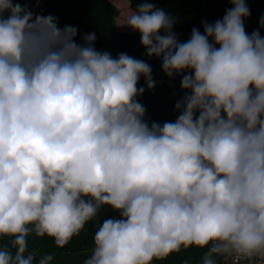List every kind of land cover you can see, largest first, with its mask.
I'll return each instance as SVG.
<instances>
[{
    "label": "clouds",
    "instance_id": "1",
    "mask_svg": "<svg viewBox=\"0 0 264 264\" xmlns=\"http://www.w3.org/2000/svg\"><path fill=\"white\" fill-rule=\"evenodd\" d=\"M229 3L183 42L149 0L124 24L180 77L178 115L161 124L138 99L141 78L156 86L145 60L0 0V264H52L28 237L63 248L106 206L119 218L100 221L83 264H153L190 247L207 249L200 264L264 260V36L246 31L245 0Z\"/></svg>",
    "mask_w": 264,
    "mask_h": 264
},
{
    "label": "trees",
    "instance_id": "2",
    "mask_svg": "<svg viewBox=\"0 0 264 264\" xmlns=\"http://www.w3.org/2000/svg\"><path fill=\"white\" fill-rule=\"evenodd\" d=\"M132 10L143 0H128ZM166 12L177 18L173 31L179 39L187 41L193 28L203 32V21L215 22L222 19L225 11L231 7L229 0H149ZM249 9L250 17L260 16V10L255 0H245ZM116 7L109 0H48L36 12L41 15H53L58 19V26H74L78 29L75 38L77 43H82V36L87 33H95L94 47L99 51H105L111 36L109 53L115 58L119 53H127L137 59L145 60L152 68V75L156 81L154 90L149 91L141 78L138 86H144L145 92L140 96L139 102L146 109L145 119L160 122L174 121L178 115L175 111V103L182 99L184 92L180 88V77L169 80L161 71V61L158 58L149 59L145 55V49L140 43L138 32L113 31L116 19ZM248 19V18H247ZM246 19V20H247ZM245 20V22H246ZM264 36V31L261 34ZM119 218V214L110 207L101 209L97 220L98 224L104 218ZM93 241V221L85 225V228L63 248L55 245L50 237H28V252L34 253L36 260L51 254L56 264L58 259L66 254L82 251ZM9 239L0 240V245H8ZM207 249L190 247L173 252L163 259L154 260L153 264H200L201 258ZM218 264H229L226 255L216 257Z\"/></svg>",
    "mask_w": 264,
    "mask_h": 264
},
{
    "label": "rangeland",
    "instance_id": "3",
    "mask_svg": "<svg viewBox=\"0 0 264 264\" xmlns=\"http://www.w3.org/2000/svg\"><path fill=\"white\" fill-rule=\"evenodd\" d=\"M256 1V0H255ZM258 8L260 10V16L257 18L249 17L246 22H245V29L246 31L251 34L254 30H257L259 28L260 33L262 34L264 31V28H260L259 26V21L262 16H264V0H259L257 2ZM117 13H116V19H115V24L113 27V31H119L117 28V24L121 22L122 24H125L128 17L131 15L133 10L130 8V4L128 0H117ZM127 28V27H126ZM129 28V27H128ZM133 30V29H131ZM110 46H111V36H110V41L105 49V51L109 52L110 51ZM98 225V220L93 221V236L96 231V227ZM93 247V241L91 244L84 250L71 253V254H66L61 256L56 264H83V261L87 259L92 251ZM235 254V253H232ZM260 264H264V260H259ZM241 264H247V262H243ZM256 264V262H255Z\"/></svg>",
    "mask_w": 264,
    "mask_h": 264
},
{
    "label": "crops",
    "instance_id": "4",
    "mask_svg": "<svg viewBox=\"0 0 264 264\" xmlns=\"http://www.w3.org/2000/svg\"><path fill=\"white\" fill-rule=\"evenodd\" d=\"M46 1L48 0H39V3H37V0H18V2H20L22 5L26 4L33 11L34 14H36V12L44 5ZM109 1L112 4H114L117 10V5H116L117 0H109ZM116 26L119 29V32H135L134 30H131L132 28L130 27L128 28V26L122 24L121 22H119ZM256 264H260V261L256 262Z\"/></svg>",
    "mask_w": 264,
    "mask_h": 264
},
{
    "label": "built area",
    "instance_id": "5",
    "mask_svg": "<svg viewBox=\"0 0 264 264\" xmlns=\"http://www.w3.org/2000/svg\"><path fill=\"white\" fill-rule=\"evenodd\" d=\"M226 259L229 264H241L243 262H247L245 259H240L236 256V254H228L226 255ZM260 259L256 258L255 262H258Z\"/></svg>",
    "mask_w": 264,
    "mask_h": 264
},
{
    "label": "water",
    "instance_id": "6",
    "mask_svg": "<svg viewBox=\"0 0 264 264\" xmlns=\"http://www.w3.org/2000/svg\"><path fill=\"white\" fill-rule=\"evenodd\" d=\"M259 0H256V2H258Z\"/></svg>",
    "mask_w": 264,
    "mask_h": 264
}]
</instances>
